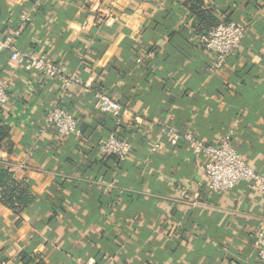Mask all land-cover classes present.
Masks as SVG:
<instances>
[{
  "label": "crops",
  "instance_id": "crops-1",
  "mask_svg": "<svg viewBox=\"0 0 264 264\" xmlns=\"http://www.w3.org/2000/svg\"><path fill=\"white\" fill-rule=\"evenodd\" d=\"M186 1L0 0V40L19 31L21 52L41 51L82 82L63 92L0 53V80L10 82L0 167L34 196L18 214L0 203V262L258 264L264 196L246 183L212 193L207 160L162 129L211 146L232 132L236 153L264 174V0H201L218 22L244 28L218 71ZM83 86L121 107L116 133L135 145L118 164L97 149L115 124L102 123ZM56 106L80 135L43 128Z\"/></svg>",
  "mask_w": 264,
  "mask_h": 264
},
{
  "label": "built area",
  "instance_id": "built-area-1",
  "mask_svg": "<svg viewBox=\"0 0 264 264\" xmlns=\"http://www.w3.org/2000/svg\"><path fill=\"white\" fill-rule=\"evenodd\" d=\"M35 4L38 5V2ZM18 35L19 31H15L13 36L0 40V53L7 55L14 69L34 72L45 81H55L63 92L71 87L82 85L81 80L70 75L65 66L50 62L43 52H21L14 40V37ZM243 36L244 28L242 26L234 22H221L199 37L202 49L213 57V71L220 70L226 60L237 53ZM83 87L85 92L93 95V109L95 111L110 115L117 123L121 121V107L118 102L103 92H93L86 86ZM9 90L10 82L0 80V109L4 108L9 102ZM43 128L64 137L79 135L74 116L67 110L57 106L51 108L47 113ZM162 132L174 141L181 139L193 154L201 155L207 160L202 177L212 193L217 195L226 194L238 184L246 183L251 189L264 196V174L257 173L236 153L230 144L232 132L225 135L217 146L204 145L189 133L179 135L172 127L163 128ZM158 148L159 144L154 143L150 151L156 152ZM97 149L102 155H111L123 160L130 154L132 145L127 140H120L110 135L100 143ZM254 245L258 264H264L263 231L257 232ZM0 264L5 263L0 262ZM102 264L122 263L106 256L103 258Z\"/></svg>",
  "mask_w": 264,
  "mask_h": 264
},
{
  "label": "trees",
  "instance_id": "trees-1",
  "mask_svg": "<svg viewBox=\"0 0 264 264\" xmlns=\"http://www.w3.org/2000/svg\"><path fill=\"white\" fill-rule=\"evenodd\" d=\"M186 6H189L190 10L192 11L196 19V25L191 27V30L196 34L203 35L206 32H208L210 29L214 28L216 25L221 23L218 22L213 17L211 12L204 10L202 8L201 0H187ZM229 22H230L229 20L223 21V23H229ZM68 112L70 113V111ZM101 118H102L101 121L104 124H108V123L115 124V130L113 132H110L109 134H105L103 140L106 137L113 135L117 139L127 140L128 142H130L132 147H134L135 144L133 140H131V138L127 137L126 135H122L121 137H119L122 121L117 123L116 120L108 114H102ZM76 122L80 135L81 128L77 120ZM116 131L119 132L116 133ZM8 137H9V129L7 126H4L0 121V148H2L3 142ZM100 143L98 144V146L100 145ZM104 157H106L105 159L106 164L109 162L112 164H118L117 162H119V159H117L114 156L104 155ZM33 201H34V196L29 192L28 186L24 183L15 181L12 175L6 169L0 167V203L6 206L7 208H9L14 213L18 214L23 209L31 205ZM36 264H44V262L39 260Z\"/></svg>",
  "mask_w": 264,
  "mask_h": 264
}]
</instances>
